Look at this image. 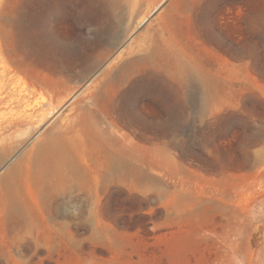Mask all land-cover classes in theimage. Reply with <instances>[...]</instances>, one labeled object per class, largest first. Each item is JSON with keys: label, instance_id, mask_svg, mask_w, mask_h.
<instances>
[{"label": "rangeland", "instance_id": "obj_1", "mask_svg": "<svg viewBox=\"0 0 264 264\" xmlns=\"http://www.w3.org/2000/svg\"><path fill=\"white\" fill-rule=\"evenodd\" d=\"M142 44L158 64L112 96L115 129L82 134L80 179L0 203V264H264V0H0V175ZM26 105L45 121L6 123Z\"/></svg>", "mask_w": 264, "mask_h": 264}, {"label": "bare ground", "instance_id": "obj_2", "mask_svg": "<svg viewBox=\"0 0 264 264\" xmlns=\"http://www.w3.org/2000/svg\"><path fill=\"white\" fill-rule=\"evenodd\" d=\"M150 37V36H149ZM161 39V38H160ZM163 40V39H162ZM142 42V41H141ZM145 42V41H144ZM151 42V41H150ZM167 42V41H166ZM164 43V41H163ZM161 43V44H163ZM160 44L156 42V45ZM165 44V43H164ZM150 46H152V43L150 44ZM149 45L146 46L145 44H142L141 47L137 48V49H129L128 52L126 53L129 58L123 63H120V66L122 64V67L120 68V72H116L119 73L117 75L113 74L114 76V80L113 81H109L106 86H105V90L106 93L104 91V96L102 97L101 100L100 98H97L99 96H97L95 93H97L95 91V96H97L96 98H94V101H92V106H88V107H84V114L83 116H77L73 119H69V120H62L59 119V121H56L55 123H53L51 126H49L44 132L43 135L36 141L34 142V144L31 146V148L27 151H25L23 154H21L17 160H15L14 162H12L11 164H9L8 166H6V168L4 169V171L1 173L0 175V203H1V207L11 213H15L18 212L19 208H20V203H19V193L22 194V192H20L21 187L24 186L23 182H27V183H32L34 184V188L36 185V189L38 190L41 189H46L48 187L55 189L56 187H60L63 186L65 187V183L68 181H64L66 179L67 176H73L76 175V177L79 178V174L76 170V166H75V162H74V158H75V154L76 153H80L83 149L84 146V140L85 138L82 137V134H86L87 130H91L93 132H95V134H99V133H106L107 129L109 131V127L112 128L113 125L117 126V122L113 121H107V119H111V118H107L106 116L108 114H110L111 117V113H113V106H112V99H114L115 101V97L113 98L112 96L118 91L120 90V87L127 82V78L130 77V75L134 72H136L137 70H141V65L143 64V62L146 59H150L151 61H153V57H154V52L150 49L155 47H150ZM164 46V45H163ZM161 47V45H160ZM158 48V46H157ZM164 48V47H163ZM145 49L147 51V49H149V52L147 51L148 55H139L137 54V52L139 50ZM168 49V48H167ZM144 53V52H143ZM142 53V54H143ZM157 54V53H155ZM155 59L154 63H156ZM146 62V61H145ZM150 63V62H149ZM153 63V62H152ZM151 64V63H150ZM158 64V63H156ZM152 65V64H151ZM151 65H147V67H150ZM154 65V64H153ZM146 66V65H143ZM158 66V65H156ZM154 67V66H153ZM145 68V67H144ZM149 70V69H148ZM151 70V69H150ZM152 70H156L155 68ZM110 71V70H109ZM110 73V72H109ZM144 74V73H143ZM137 75V74H136ZM106 76H108L106 74ZM142 76V74H141ZM135 77V75H134ZM105 78V77H104ZM107 79V78H106ZM105 79V80H106ZM113 79V78H112ZM207 87L204 86V92H206L207 95V103L208 101L214 97L215 95V91L213 89L210 88V84L213 83V81L215 80V77L212 76L211 74V70H208L207 73ZM104 80V81H105ZM109 80V79H108ZM206 82V81H205ZM102 85V84H101ZM104 85V84H103ZM102 85V87H104ZM142 85V84H141ZM93 86V85H92ZM95 86V85H94ZM128 86H131L128 84ZM100 87V86H99ZM101 87V88H102ZM151 87V86H150ZM94 88V87H93ZM96 88V87H95ZM129 88V87H128ZM145 88V87H144ZM148 88V87H147ZM141 89V87H140ZM146 89V88H145ZM90 90H92L90 88ZM95 90V89H94ZM93 90V91H94ZM101 90V89H99ZM149 90V89H148ZM151 90V89H150ZM132 91V90H131ZM136 91V90H134ZM145 91V90H144ZM121 93V91H119ZM148 92V91H147ZM150 92V91H149ZM152 92V90H151ZM150 92V93H151ZM155 92V90H154ZM90 93V91H89ZM92 93V94H93ZM88 94V93H87ZM91 94V93H90ZM98 94V93H97ZM118 94V93H117ZM125 94V93H123ZM129 94V93H128ZM134 94V93H133ZM153 94V93H152ZM151 94V95H152ZM122 95V94H121ZM150 95V96H151ZM94 96V95H92ZM118 96L119 95H116ZM153 96V95H152ZM83 98V97H82ZM139 98V97H138ZM81 99V98H80ZM99 99V100H98ZM121 99V97H120ZM79 100V99H78ZM86 100V99H85ZM93 100V99H91ZM119 100V99H118ZM120 101V100H119ZM153 101V99H152ZM205 101V100H204ZM90 102V101H89ZM121 102V101H120ZM131 102V101H130ZM118 103V102H117ZM132 103V102H131ZM78 104V103H77ZM91 105V104H90ZM118 105V104H117ZM78 106V105H77ZM116 105H114L115 108ZM121 106V105H120ZM83 109V108H82ZM118 109V108H117ZM116 109V110H117ZM121 109V107H120ZM119 110V109H118ZM36 108H34L33 106H29L26 105L23 109V112H21L18 117L16 119H7L6 123L8 124H15L16 121H18L17 123H22V122H31L32 120H34L35 118H37L36 114H35ZM81 111V110H80ZM120 111V110H119ZM117 111V112H119ZM73 113V112H72ZM78 113V112H77ZM108 113V114H107ZM52 114V113H51ZM74 114V113H73ZM82 114V112L80 113ZM107 114V115H106ZM70 115V114H69ZM68 115V116H69ZM78 115V114H77ZM115 115V114H114ZM47 116V113L43 112L41 113V117L38 119H35V121H37V126H39L43 121H45ZM71 118V117H70ZM107 118V119H106ZM117 119V118H116ZM115 119V120H116ZM121 120V119H120ZM16 123V124H17ZM11 126V125H10ZM112 126V127H111ZM79 128V131H76V129ZM114 129L116 127H113ZM119 128V126H118ZM81 129V131H80ZM107 131V132H108ZM111 132V131H110ZM91 133V132H90ZM114 133V132H113ZM112 133V135H113ZM116 133V130H115ZM114 133V134H115ZM119 133V132H118ZM122 133V132H121ZM94 134V133H93ZM111 134V133H109ZM92 135V133H91ZM118 135V134H117ZM116 135V136H117ZM120 135V134H119ZM86 136V135H85ZM98 137V136H97ZM100 137V136H99ZM119 137V136H118ZM125 137V136H124ZM130 137V136H128ZM96 138V137H95ZM112 138V137H111ZM122 139V137H120ZM124 139V138H123ZM128 139V138H127ZM127 139L125 140L127 142ZM130 139V138H129ZM123 140V141H124ZM131 140V139H130ZM90 141V140H89ZM118 141V140H117ZM124 141V142H125ZM92 142V141H91ZM102 142V140H101ZM106 142V141H105ZM129 143V141H128ZM93 144V143H92ZM110 144V143H109ZM124 144V143H123ZM126 144V143H125ZM124 144V145H125ZM104 145V143H103ZM108 145V144H107ZM91 146V145H90ZM89 146V147H90ZM101 146V145H100ZM130 146V145H129ZM98 147V146H97ZM116 147V146H114ZM139 147V146H138ZM100 148V147H99ZM104 148V147H103ZM112 148V147H111ZM123 148V147H122ZM129 148V147H128ZM109 149V148H108ZM126 149V147H125ZM102 150V149H100ZM112 150V149H111ZM110 150V152H111ZM122 150V149H121ZM124 150V149H123ZM133 150V149H132ZM131 150V151H132ZM105 151V150H103ZM116 151V150H115ZM88 152V151H87ZM107 152V151H106ZM119 152V151H118ZM116 152V153H118ZM123 152V151H122ZM121 152V154H122ZM126 152V151H125ZM136 152V151H134ZM132 152V153H134ZM11 153V152H10ZM89 153V152H88ZM98 153V152H97ZM100 153V152H99ZM105 153V152H104ZM129 153V152H128ZM131 153V152H130ZM95 154V153H94ZM91 155V156H94ZM103 154V153H102ZM126 154V153H123ZM97 155V154H96ZM101 155V154H100ZM126 156V155H125ZM137 156V154H136ZM3 157H6V152L1 154V158H0V163L3 162ZM80 157V156H79ZM102 157V156H101ZM78 158V157H77ZM105 158V157H104ZM116 159V158H115ZM112 157L109 156V161L106 163L105 169L107 174H112L114 171H119V172H123L126 169V163L124 164L123 162L119 161V160H115ZM126 159V158H125ZM130 158H128L129 160ZM132 159V158H131ZM123 160V159H122ZM136 160V159H135ZM77 161V160H76ZM97 162H99L98 160H96ZM107 161V160H106ZM125 161V160H123ZM128 162V161H126ZM138 162V161H136ZM104 163V160H103ZM102 163V164H103ZM140 163V162H139ZM99 164V163H98ZM134 164V163H133ZM105 165V164H104ZM137 165V164H136ZM139 165V164H138ZM101 166L99 165L98 168H100ZM104 169V167H103ZM134 169H136L134 167ZM133 170V169H132ZM139 170V169H138ZM81 171V170H80ZM79 171V173H80ZM129 171V169H128ZM131 171V170H130ZM129 171V172H130ZM82 172V171H81ZM118 172V173H119ZM127 172V171H126ZM99 173V172H98ZM103 174V172H102ZM105 174V175H107ZM117 174V172H116ZM129 174L128 172L124 175ZM101 175V174H100ZM130 175V174H129ZM120 176V175H119ZM123 176V175H122ZM98 177V176H97ZM104 177V176H101ZM121 177V176H120ZM83 178V177H82ZM127 178V176H126ZM71 179V178H70ZM73 179V178H72ZM99 178H97L98 180ZM110 179V178H109ZM113 179V177H112ZM119 179V178H118ZM117 179V180H118ZM67 180V179H66ZM75 180V179H74ZM82 182L84 179H81ZM95 180V179H93ZM101 180V179H100ZM99 180V181H100ZM111 180V179H110ZM120 180V179H119ZM123 180V179H122ZM120 180V181H122ZM124 181V180H123ZM70 182H73L70 180ZM87 182V181H86ZM85 182V183H86ZM93 182V181H92ZM78 183V182H77ZM81 183V182H80ZM84 183V184H85ZM95 183V182H93ZM92 183V185H93ZM98 183V182H97ZM101 184V182H99ZM23 184V186H22ZM71 184V183H70ZM70 184H68L70 186ZM76 184V183H75ZM89 184V182H88ZM26 185V184H25ZM73 184H71L72 187ZM81 185V184H80ZM86 185V184H85ZM96 185V183H95ZM108 185V183H107ZM30 186V185H29ZM32 186V185H31ZM67 186V185H66ZM77 186V185H76ZM98 186V185H97ZM78 187V186H77ZM100 187V186H99ZM79 188V187H78ZM81 188V186H80ZM90 188V187H89ZM107 188V186L105 187ZM23 189H25L23 187ZM95 186H94V190H95ZM39 190V191H41ZM49 191V189H46L45 191ZM59 190V189H58ZM62 190V189H61ZM86 190V189H85ZM84 190V191H85ZM110 190V189H109ZM23 191V190H22ZM26 191V189H25ZM47 191V194L49 193ZM87 191V190H86ZM99 191V190H98ZM103 191V190H102ZM105 191V190H104ZM54 192V191H53ZM98 193V192H97ZM54 194V193H53ZM49 195V194H48ZM22 196V195H21ZM87 197V195H86ZM93 197V196H92ZM89 198V197H88ZM87 198V202L88 201ZM21 199V198H20ZM93 202V200H92ZM89 206V205H88ZM92 206V205H91ZM95 206V205H94ZM87 207V205H86ZM93 207V206H92ZM92 209V208H91ZM6 212V213H7Z\"/></svg>", "mask_w": 264, "mask_h": 264}]
</instances>
